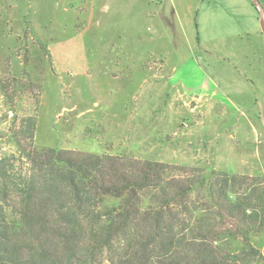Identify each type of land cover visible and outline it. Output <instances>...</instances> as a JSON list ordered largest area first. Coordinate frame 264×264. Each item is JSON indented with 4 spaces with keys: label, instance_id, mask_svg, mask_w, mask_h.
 <instances>
[{
    "label": "rangeland",
    "instance_id": "374dc122",
    "mask_svg": "<svg viewBox=\"0 0 264 264\" xmlns=\"http://www.w3.org/2000/svg\"><path fill=\"white\" fill-rule=\"evenodd\" d=\"M183 1L162 0L155 16L160 7L149 0H0V162L28 167L18 162L14 133L28 143L32 117L37 147L198 166L210 174L218 109L191 99L170 104L183 85L187 95L213 98L205 90L211 79L238 106L222 93L214 97L245 125L242 149L262 146L253 125L256 111L264 122V52L246 54L250 37L241 41L231 26L208 27L205 38L200 0ZM243 110L256 113L253 125ZM255 173L250 177L264 189V173ZM251 240L264 256V233ZM229 243L233 251L241 245Z\"/></svg>",
    "mask_w": 264,
    "mask_h": 264
},
{
    "label": "trees",
    "instance_id": "16d2710c",
    "mask_svg": "<svg viewBox=\"0 0 264 264\" xmlns=\"http://www.w3.org/2000/svg\"><path fill=\"white\" fill-rule=\"evenodd\" d=\"M28 143L0 162V264H254L264 189L247 175ZM239 241L233 251L229 242Z\"/></svg>",
    "mask_w": 264,
    "mask_h": 264
},
{
    "label": "crops",
    "instance_id": "0c3cea01",
    "mask_svg": "<svg viewBox=\"0 0 264 264\" xmlns=\"http://www.w3.org/2000/svg\"><path fill=\"white\" fill-rule=\"evenodd\" d=\"M184 1L187 2L188 0ZM200 1L197 5L202 4L203 12L198 17V25L201 28V23L202 27H204L203 29L205 38L210 37V34L207 32L208 27L231 26L233 28L240 29V32H236V35L237 37L241 38V41H244L243 35L250 37L249 43L251 47L247 48V51L245 52L246 54L250 53V55L256 56L258 53L264 52V33L260 27V13L252 0ZM259 1L264 7V0ZM148 4L150 7L154 5L160 7L154 10L155 16H157L158 11H160L162 6V0H149ZM77 37H81V35L79 34ZM218 37L220 36L214 37L215 40ZM225 40H228V38L225 37ZM51 53L57 66L58 64L55 54L53 53V49H51ZM246 58H249V56ZM86 64L88 65L87 61ZM253 75H256L255 77L257 80L260 79L259 81H262L260 74L258 76V73L256 74V72H253ZM172 80L173 79L171 78L170 82H172ZM182 88L184 89V94L178 90V92L174 94L173 101L171 102L170 106H172L174 102H176L175 104L179 106H181L182 103L186 105V100L191 99L193 102H210L213 108L218 109L216 115L214 116V125L211 127L213 169L216 171L225 170L232 174L248 176H254V174H256L255 176H258L257 173H255L257 170H261L264 173V122H262L261 113L256 111L260 117L257 119L258 126H254L251 120L252 118H255L256 113L251 115L244 110L241 112V116L244 117V119L250 121V123L253 125V131L257 137V143L261 136L260 145H262H257L255 150H243L242 143H245V141L247 142L249 140L248 137L247 139L244 137L247 134L245 125L240 120V118L236 117V111L231 109V107L224 102L223 98H226L233 108H238L230 95L223 94L221 92L222 90L219 83L214 79H211L210 82L208 81L205 84V90L210 91L213 95V98L208 99L202 96L192 97V94L187 95V93L191 92H188V89L184 85ZM219 93L223 94H221L223 98H214L216 94ZM253 99L256 98H250L249 101L255 102L256 105V100L254 101ZM254 165L257 166L255 167Z\"/></svg>",
    "mask_w": 264,
    "mask_h": 264
},
{
    "label": "water",
    "instance_id": "95a60500",
    "mask_svg": "<svg viewBox=\"0 0 264 264\" xmlns=\"http://www.w3.org/2000/svg\"><path fill=\"white\" fill-rule=\"evenodd\" d=\"M252 1L256 5L257 10L260 13V20H261V23H262V31L264 33V7L262 6V4L260 3L259 0H252Z\"/></svg>",
    "mask_w": 264,
    "mask_h": 264
}]
</instances>
